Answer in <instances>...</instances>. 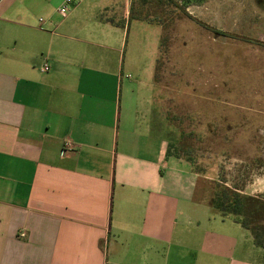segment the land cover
I'll return each mask as SVG.
<instances>
[{"label":"crops","instance_id":"crops-1","mask_svg":"<svg viewBox=\"0 0 264 264\" xmlns=\"http://www.w3.org/2000/svg\"><path fill=\"white\" fill-rule=\"evenodd\" d=\"M52 2L0 0V264H264L140 123L127 1L91 0L81 38L53 11L31 23Z\"/></svg>","mask_w":264,"mask_h":264},{"label":"rangeland","instance_id":"rangeland-1","mask_svg":"<svg viewBox=\"0 0 264 264\" xmlns=\"http://www.w3.org/2000/svg\"><path fill=\"white\" fill-rule=\"evenodd\" d=\"M90 1L63 19L53 0L31 23L53 11L81 38L96 14ZM126 1L129 14L116 18L126 24L122 60L138 84L140 123L167 141L168 157L203 175L208 198L221 185L264 200V0Z\"/></svg>","mask_w":264,"mask_h":264},{"label":"trees","instance_id":"trees-1","mask_svg":"<svg viewBox=\"0 0 264 264\" xmlns=\"http://www.w3.org/2000/svg\"><path fill=\"white\" fill-rule=\"evenodd\" d=\"M169 1H179L183 7L188 8L200 5L206 0ZM210 205L224 217L232 216L252 234L255 245L264 249V200L262 198L243 195L238 189L219 185L213 192Z\"/></svg>","mask_w":264,"mask_h":264},{"label":"built area","instance_id":"built-area-1","mask_svg":"<svg viewBox=\"0 0 264 264\" xmlns=\"http://www.w3.org/2000/svg\"><path fill=\"white\" fill-rule=\"evenodd\" d=\"M81 0H66L64 5H62L60 8H58V13L63 17L66 18L68 17L69 13L71 12L72 8H75ZM41 23H45L43 19H40ZM42 71L46 72L48 71V66L45 65L42 69ZM22 236H25V233L22 234Z\"/></svg>","mask_w":264,"mask_h":264}]
</instances>
